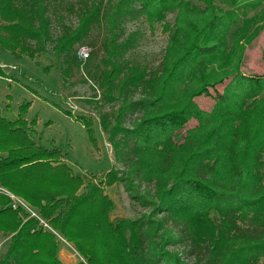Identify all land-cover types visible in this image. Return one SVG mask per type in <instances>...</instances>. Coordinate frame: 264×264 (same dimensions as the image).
<instances>
[{"label": "trees", "instance_id": "1", "mask_svg": "<svg viewBox=\"0 0 264 264\" xmlns=\"http://www.w3.org/2000/svg\"><path fill=\"white\" fill-rule=\"evenodd\" d=\"M78 2L68 4L76 25L62 24L53 38L47 0H0V46L33 56L50 41L58 53L74 55V46L104 23V48L115 59L101 78L107 97L122 98L109 141L128 173L121 181L132 176L151 186L147 196H132L151 212L111 219L113 203L103 188L118 181L116 171L92 173L87 181L73 173L59 147L32 138L35 120L24 118L28 102L13 120L0 112V185L74 245L82 260L73 264H264V96L257 97L264 88L260 78L240 70L262 29L264 0ZM140 18L151 29L163 22L167 34L155 67L123 57L135 42L134 33L122 39L124 24ZM245 92L234 106L222 101L217 118L179 143L148 127L167 119L179 130L193 117L195 98L233 99ZM127 113L136 115L125 126ZM74 119L90 134L88 119ZM100 124L108 129L105 116ZM7 203L0 195V232L10 236L0 264H66L54 234ZM176 246L182 249L169 250Z\"/></svg>", "mask_w": 264, "mask_h": 264}, {"label": "rangeland", "instance_id": "2", "mask_svg": "<svg viewBox=\"0 0 264 264\" xmlns=\"http://www.w3.org/2000/svg\"><path fill=\"white\" fill-rule=\"evenodd\" d=\"M47 1L52 13L51 34L54 38L60 35L62 24L72 27L76 25L77 16L69 10L68 4L78 5L79 0ZM262 9L264 10V4ZM173 17V14L168 13L165 21L171 22ZM162 23H156L151 29L144 18L127 21L124 24L122 39L134 33L135 42L123 57L129 59L131 63L139 62L155 67L161 58L167 38V34L161 29ZM260 23L262 29L247 48L240 70L245 75L260 78L261 81L258 83L264 88V18ZM103 24L102 22L95 25L89 37L74 46L76 50L79 47H86L88 55L84 59L77 53L68 56L58 53L53 48L54 43L50 41L44 44V49L35 52L33 56L11 54L0 46V66L4 72L0 76V112L4 117L13 120L18 114V106L30 103L24 118L28 121L35 120L32 138L47 147H59L65 154L63 161L73 173L82 175L85 181L92 179V173L101 176L106 171H116L118 181L103 188L113 203L110 218L137 220L150 214L152 207H143L139 200L132 196H147L144 190H151V186L132 176L125 180L128 176L126 168L109 141V129L114 123L122 98H116V93H111L112 97H107L110 94L105 91L106 86L102 82L103 70L109 71L115 59L110 57V53L108 54L104 48L109 33L107 34ZM30 44L35 47L34 43ZM251 88L256 91L261 89L252 84ZM246 96L247 92L240 93L233 99L195 98L198 100H194L196 105L193 117L181 129H172L167 119L149 124L148 127L162 137L169 136L174 142L179 143L185 135L200 130L217 118L223 111L225 101L230 103L226 105L230 107ZM261 96H264V89L258 92L257 97ZM65 111L70 114L67 115ZM135 115L129 113L124 115V125H130ZM74 116L84 117L91 122L90 134L88 128L75 120ZM102 116L107 118L106 130L100 124ZM122 178L125 179L121 181ZM35 210L38 212V209ZM173 231L178 232L176 229ZM55 240L58 244L59 257L70 262L66 264H73L82 259L71 242L65 239L70 246L68 247L56 237ZM8 242L9 239L0 255L5 252ZM179 249H182L181 246L169 250Z\"/></svg>", "mask_w": 264, "mask_h": 264}, {"label": "built area", "instance_id": "3", "mask_svg": "<svg viewBox=\"0 0 264 264\" xmlns=\"http://www.w3.org/2000/svg\"><path fill=\"white\" fill-rule=\"evenodd\" d=\"M77 55L82 59L86 58V56L88 55V51L86 47H79L77 50ZM0 195H3L7 198L8 208L24 215L25 217L24 220L35 219L44 230H47L52 234H54V236L59 242L63 243L65 246L70 247L67 241L62 236L57 234V232L39 215V213L35 210V208H33L29 203H27L22 197L10 192L1 185H0ZM9 238L10 236L3 235L0 232V251L3 249L5 243ZM78 260H82V259H78Z\"/></svg>", "mask_w": 264, "mask_h": 264}, {"label": "crops", "instance_id": "4", "mask_svg": "<svg viewBox=\"0 0 264 264\" xmlns=\"http://www.w3.org/2000/svg\"><path fill=\"white\" fill-rule=\"evenodd\" d=\"M64 256H66V254H64ZM62 261L65 262V263H70L68 260H66V261L62 260Z\"/></svg>", "mask_w": 264, "mask_h": 264}]
</instances>
